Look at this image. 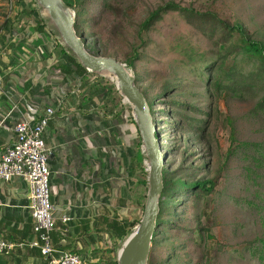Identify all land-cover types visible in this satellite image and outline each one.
<instances>
[{"label": "rangeland", "instance_id": "rangeland-1", "mask_svg": "<svg viewBox=\"0 0 264 264\" xmlns=\"http://www.w3.org/2000/svg\"><path fill=\"white\" fill-rule=\"evenodd\" d=\"M66 1L79 5L82 0ZM11 2L0 0V27ZM168 2L214 13L231 25L239 23L254 40L264 42V0H107L102 7L90 3L81 9L92 32L87 44L100 56L116 55L123 62L126 56L134 54L135 48L141 49L143 62L136 63L141 83L137 86L153 104L163 153L168 155L164 167L168 177L174 181L216 184L214 193L198 202L182 198L164 206L162 218L169 223L156 231L147 264H264L247 246L264 240V166H257L252 151L240 148L246 142L264 143V113L257 111L264 93L255 88L239 92L238 96L232 91L218 94L207 89L197 75L199 62L189 66V60L177 46L187 43L181 39L186 34L196 46L203 45L208 59L220 62L213 51L214 44L176 16L166 18L168 25L159 23L141 34L140 25L149 14ZM167 27L180 31L168 43L162 40ZM222 65L220 62L219 67L212 68V79ZM252 69L245 68L247 72ZM102 76L117 91L115 79L109 74ZM127 105L124 115L129 119L133 113ZM178 120L205 123L201 128L179 129ZM131 150L130 154L125 152L128 158L139 150L136 143ZM125 166L123 161L124 174L120 173L118 186L119 194L125 195L127 202L119 209V215L115 210L118 200L112 210L126 220H141L149 185L142 184L145 177L136 168L132 176ZM136 171L139 177L135 176ZM134 231L114 252L116 259Z\"/></svg>", "mask_w": 264, "mask_h": 264}, {"label": "crops", "instance_id": "crops-1", "mask_svg": "<svg viewBox=\"0 0 264 264\" xmlns=\"http://www.w3.org/2000/svg\"><path fill=\"white\" fill-rule=\"evenodd\" d=\"M11 1L0 27V147L14 141L17 123L38 121L48 108L55 110L46 133L53 243L59 252L81 255L86 264H113L118 258L109 252L113 238L105 224L114 217L126 220L118 217L127 202L118 181L123 161L133 176L135 155L143 152L138 126L125 117L128 105L106 77L87 75L83 85L70 73L73 54L36 0ZM135 143L139 150L128 158ZM116 200L118 215L112 210ZM30 206L28 182L0 181V237L17 244L34 239ZM64 216L71 218L67 225ZM0 264L50 263L38 249L26 247L3 256Z\"/></svg>", "mask_w": 264, "mask_h": 264}, {"label": "trees", "instance_id": "trees-1", "mask_svg": "<svg viewBox=\"0 0 264 264\" xmlns=\"http://www.w3.org/2000/svg\"><path fill=\"white\" fill-rule=\"evenodd\" d=\"M66 4L71 7L76 14L75 30L78 36L83 37L86 44V49L95 56H100L96 50L91 49L87 44V38L92 35L91 28L89 27V20L83 19V11L81 10L87 4H96L102 7V3L107 0H82L79 5H74L64 0ZM101 3V4H100ZM168 16H176L182 22L193 27L197 33L214 44V50L217 52V59L223 62L216 78H211L210 73L212 68L215 66L219 67L220 62L217 60L208 59L207 54L204 52L205 48L203 45L200 47L192 41L186 34L181 37L185 44L182 43L180 50L183 52V56L189 60V66H197V75L204 82L207 89H213L218 94L223 91H232L235 95L240 96V93H244L248 90L259 88L264 93V42L254 40L249 32L243 27V25L229 24L227 21L221 20L216 14L211 12H202L193 8L183 7L176 4L175 2H168L163 6L158 7L154 10L145 21L140 25L141 34L151 31L156 24L166 23ZM180 34L179 30H172L171 27L165 28L162 32V40L168 43L172 38L177 37ZM187 39H191L187 41ZM141 49L135 48L134 54L131 57L125 58V63L130 69L135 72L137 85L141 83L139 76L136 74V63L143 62V56L140 53ZM212 51V52H213ZM107 56V55H105ZM115 57L117 56H108ZM69 62L74 66L70 71L71 74L75 73L82 78L83 85L87 75L94 73L89 72L76 58L72 55L69 58ZM218 63V64H216ZM252 66L253 69L247 72L245 68ZM140 89L141 87L138 86ZM143 92L148 105L151 110L152 116H154L153 104L150 103L148 95L145 91ZM240 92V93H239ZM257 111L264 113V94L261 100L258 101ZM155 120V119H154ZM130 121L134 122L133 117H130ZM157 123L156 121H154ZM205 121L202 120H191L190 122H183L178 120L176 125L179 129L190 128H201ZM185 125V126H184ZM159 132V130H158ZM142 144V143H141ZM243 150L252 151L254 153L253 158L257 166L261 168L264 166V143H243L241 147ZM146 155L141 150L136 154L133 162L134 168L138 172H141L143 176L142 184L148 186V172L146 171ZM136 171V172H137ZM253 171V170H252ZM257 174V173H256ZM258 176V175H257ZM163 185L164 190L160 198L159 207L160 215L158 225L161 228L167 227L169 221L162 218L164 206L170 202L175 204L182 198L189 199L193 202H198L199 199H203L205 196L213 194L216 184L212 181L208 182H187L182 180L174 181L168 177V172L164 168L163 170ZM141 220H119L114 217L111 221H107L105 227L110 232L113 240V248L110 253H113L120 249L121 243L133 232V230L139 225ZM248 251L252 254L259 255L264 260V240L258 242H252L247 245ZM113 264H118V261H114Z\"/></svg>", "mask_w": 264, "mask_h": 264}, {"label": "water", "instance_id": "water-1", "mask_svg": "<svg viewBox=\"0 0 264 264\" xmlns=\"http://www.w3.org/2000/svg\"><path fill=\"white\" fill-rule=\"evenodd\" d=\"M53 24L60 41L91 73L109 74L116 81L121 97L131 106L147 158L148 185L144 215L134 233L124 243L118 264H147L151 245L159 228V202L163 194V170L168 155L163 153L158 126L154 122L148 102L137 86L134 73L115 57L95 56L86 49L83 37L75 30V14L64 0H36Z\"/></svg>", "mask_w": 264, "mask_h": 264}, {"label": "built area", "instance_id": "built-area-1", "mask_svg": "<svg viewBox=\"0 0 264 264\" xmlns=\"http://www.w3.org/2000/svg\"><path fill=\"white\" fill-rule=\"evenodd\" d=\"M2 89L3 76L0 72V94ZM54 116L55 110L48 108L38 121L17 123L14 141L0 147V181L8 183L18 178L30 184V209L35 236L31 242L18 244L0 237V262L3 256L16 248L29 247L38 249L50 264H86L79 254L59 252L52 239L56 220L53 214L51 171L48 163L51 152L46 144V133ZM70 220L69 216L62 218L66 225Z\"/></svg>", "mask_w": 264, "mask_h": 264}]
</instances>
